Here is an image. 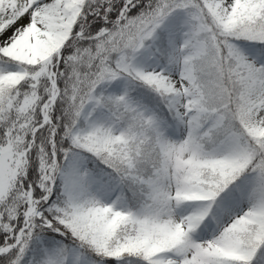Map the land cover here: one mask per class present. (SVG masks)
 <instances>
[{
  "label": "snow or ice",
  "instance_id": "obj_1",
  "mask_svg": "<svg viewBox=\"0 0 264 264\" xmlns=\"http://www.w3.org/2000/svg\"><path fill=\"white\" fill-rule=\"evenodd\" d=\"M0 264H264V0H0Z\"/></svg>",
  "mask_w": 264,
  "mask_h": 264
}]
</instances>
